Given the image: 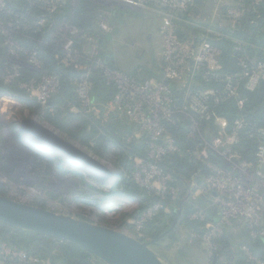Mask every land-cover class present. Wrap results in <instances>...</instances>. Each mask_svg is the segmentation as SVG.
Masks as SVG:
<instances>
[{"label": "rangeland", "instance_id": "obj_1", "mask_svg": "<svg viewBox=\"0 0 264 264\" xmlns=\"http://www.w3.org/2000/svg\"><path fill=\"white\" fill-rule=\"evenodd\" d=\"M23 1L25 0H14L13 4L21 9ZM10 2L11 0H0V39H4L0 42V61L4 62L3 75L0 69V195L131 237L137 234L136 239L142 242L145 237L156 239L153 245L148 246L164 264H234L232 253L235 250L244 254L247 259L251 247H262L261 254L264 252V244H254L249 240L246 232L252 238L253 236L247 225L236 221L220 225V231L210 240L200 238L201 241L196 243L198 239L193 237L178 202L182 194L190 191L192 200L196 199L195 206L203 207L204 204L199 200L202 184L190 173V177L179 182L178 191L174 174L164 169L169 156L176 152L167 151L158 159L149 157L151 153L148 148L142 156L126 152L125 146L139 151L143 147V140L148 137L149 132L142 130L139 124L142 114L134 115L136 118L133 119L125 113L124 108L113 105L114 98L109 102L101 99L105 93L100 84L96 85L97 97L92 92V81H98L101 78L99 72L111 66L118 74L125 75L138 84L153 82L152 84L158 85L160 81L166 80L167 86L173 90V97L177 92L183 93L189 88L190 91L194 89L189 96L194 93L203 94L205 90L196 91L200 84L198 75L189 66L193 63L190 59L185 61L188 62L186 64L181 63L178 66L180 70L171 74L170 78H165L163 68L169 50L164 26L172 23L167 16L170 13L168 3L159 0H70L73 8L70 17L79 14L76 15L78 25L68 19L69 15L64 16L67 12L65 2L43 0L36 3L44 14L33 15L32 24L38 31L47 32L48 38L57 42L58 50L63 54L56 55V60L73 70L81 79L84 77L90 82L91 89L87 99L81 100L78 95L77 105L71 101L54 104L61 89V81L44 69L37 52L28 51L16 40L15 34L28 37L20 30V26L25 25L23 21L26 17L9 13ZM220 2L224 7L218 0H194L192 7L183 16L172 15L176 18L173 20L172 31L176 39L195 44L192 50L194 60L198 59V44L202 40L217 50L212 53V63L209 66L214 72L221 68V54L210 39L215 41L213 38H220L222 31L234 29L239 20L225 14V8L238 7V2ZM8 13L12 15V19L6 16ZM53 24L55 27L51 30ZM89 26L96 33L99 32L98 35L89 33ZM203 28L209 29L210 34L202 35ZM100 35L111 36L110 41L105 44L107 48ZM27 59L40 62V67L35 69L29 66ZM25 66L38 71L39 75L36 82L20 83V88L27 96L13 91V84L20 78L21 69ZM13 76L14 79H11ZM42 81L50 83L51 97L47 104L42 103L40 96ZM73 87L76 90V82ZM29 101L37 106L36 112L32 111ZM183 102H186L184 96ZM26 119L49 126L65 140L75 141L80 148L88 150L103 163L110 170L111 177L101 180L91 176L58 155L38 149L19 137V128ZM216 126L217 137L224 138V144L228 122L218 119ZM15 129L18 135L15 134ZM163 134L160 143L167 144L170 138L168 128ZM210 134L207 132L206 136L210 137ZM223 146L230 149L233 145ZM203 151V148H196L192 154H195V162L208 166L205 164L208 161L201 158ZM186 156L185 153L184 157ZM151 167L163 168L164 177L151 174ZM133 186L142 188L141 195L137 194ZM204 190L208 193L207 188ZM212 202L208 207L209 213L217 210ZM214 202L217 204L216 200ZM146 206L149 209L144 212ZM148 212L150 215L143 219ZM202 218L205 217L191 219L189 222H203ZM6 225L11 227V233L15 231L13 228L16 227ZM216 225L207 224L209 230ZM256 228L258 229L254 232L257 233L264 230V212L262 221ZM262 241L264 242V238ZM59 254L61 249L57 247L56 255Z\"/></svg>", "mask_w": 264, "mask_h": 264}, {"label": "trees", "instance_id": "obj_2", "mask_svg": "<svg viewBox=\"0 0 264 264\" xmlns=\"http://www.w3.org/2000/svg\"><path fill=\"white\" fill-rule=\"evenodd\" d=\"M14 0H11L8 6V12L13 14L14 16H25L26 20L23 21L25 23L24 26H20V30H23L24 35L28 36L24 38L20 34H15L16 40L28 51H35L39 55L40 61L44 65V69L49 70L53 75L57 76L61 81V89L59 94L54 99V104H62L64 101H71L74 104L79 105L78 95L76 94V90L73 87L74 82H77L81 79L73 70L64 67L59 60H56V55H62V51L58 50L57 42L55 40L48 38V33L43 31H38L37 28L32 24L33 23V15H43L42 11L36 4L38 1L43 0H25L23 1V5L21 9H18L16 4H13ZM61 3L67 4V12H65L64 16L69 15L68 19H72L74 25H78L77 17L79 14H76L74 17H70L72 14V6L70 0H59ZM86 1V0H84ZM247 13L245 16L239 20H237L235 28L230 30H225V32H221L222 36L220 38H213L215 41L210 39V42L220 50V61H221V70L218 72L221 80L210 79L209 81L204 80L205 70H201L199 75L197 76L198 83L200 84L197 90H217L222 91L225 87L223 77H238V92L239 97H231L224 99L223 101L217 103L214 100H210L209 110L213 115V118L210 120H204L201 122V130L204 138L208 140H212L217 136V126H216V118H222L228 122L227 132L230 133L233 128V123L236 120H243L246 123V127L241 131L240 134V142L234 146V151L239 154V160L241 162H245L252 166V169L255 170L258 165L257 160V151L260 145L264 144V135H262L259 131L264 130V82H261L257 89L254 91H249L246 88L247 78L243 77V68L241 67V61L246 60L247 62H261L264 63V0H261L259 4H255L253 1H248L246 3ZM226 12V11H225ZM7 14L6 16L12 19V15ZM30 13V14H29ZM60 21L61 19H57ZM14 23V20H12ZM60 23V22H59ZM54 26L51 28L54 29ZM49 30V32L51 31ZM89 33L98 35L95 32L94 28L91 26L87 29ZM46 35V36H45ZM98 37V36H97ZM102 43L106 47L108 41H110L111 36H101ZM25 39V40H24ZM4 39L1 38L0 42ZM106 44V45H105ZM107 48V47H106ZM5 54L7 50L4 51ZM59 61V62H58ZM0 69L2 70V75L4 74V62L0 61ZM33 69L29 67H23L21 69V76L17 81L13 84V91L16 94L27 96L26 92L20 88V83H29L32 80H36L39 78V75ZM99 76L101 77L98 81L93 82L92 92L96 94V85L100 84L103 88V92L105 95L103 96L104 101H111L115 94L117 93V89L115 86L107 85L106 80L103 75V71L99 72ZM134 78V76H132ZM0 85L2 86L1 82ZM194 89L191 90L193 92ZM195 91V92H196ZM187 92V91H186ZM186 92H177V95L174 97L176 105L178 107L183 106V96L185 97ZM175 93V91H174ZM93 96V95H92ZM93 96V98H95ZM243 99L245 101V105L243 108L238 106V100ZM28 100H26L27 102ZM32 101L28 103L31 106L33 112H36L37 106ZM50 118V117H49ZM48 118V120H49ZM176 124L167 123L169 137L174 139L177 146L180 149L179 153H172L169 157L167 164L164 166L166 172L170 171L174 174L176 181L175 187L178 189L179 182H182L183 179L190 177L191 175L196 178V180L202 184V187H205V178L211 174L208 166H204L203 164H199L195 162L194 156L192 154L195 151V147L197 145L196 141L188 139L187 135L191 130V122L190 119L182 114H177L175 116ZM14 130V128H13ZM211 133L208 137L206 133ZM15 134L18 135L17 130L15 129ZM75 139V138H74ZM80 142L79 140L75 139ZM148 137H145L143 140V147L138 150L125 146L123 144L124 149L130 155L133 156H142L146 149L148 148ZM81 143V142H80ZM82 144V143H81ZM85 145V144H84ZM185 145V146H184ZM86 146V145H85ZM185 150H184V148ZM182 153V154H181ZM187 154L184 157V154ZM209 162L215 166H218L223 169H230L231 166L217 153L209 152ZM205 164H207L205 162ZM136 188L137 194L141 195L143 192L142 188ZM179 191V189H178ZM181 191V189H180ZM211 196L214 195L211 192H208ZM187 193L182 194L181 200L178 202V207L183 210L184 220L188 222L189 227L191 229L192 235L196 237L198 243L200 238L207 233V224L213 223L217 224L220 220V209L218 205L217 210L209 213L208 207L203 205V207L195 206L196 200L185 199ZM149 207H145L143 211L145 212ZM202 209V211L200 210ZM196 213H203L204 221L199 222L193 220L195 222L190 223L191 216ZM157 219V218H156ZM157 222V220H156ZM199 223V224H197ZM154 225H157L153 223ZM0 232L2 241H0V248L3 244H6L12 249L25 251L27 254L40 258L45 263L44 264H103L102 260L97 256L89 252L88 250L77 246L75 244L69 243L67 241L60 240L58 238L43 235L37 232L13 228L15 230L11 233V227L0 222ZM153 227V226H151ZM130 231V230H129ZM130 234V233H128ZM246 234L249 236V240H251L254 244H264L262 240L253 239L247 231ZM136 238L137 234H133ZM132 235V236H133ZM194 237V238H195ZM155 240H151L150 238H143L144 242L153 245ZM61 249V254L56 255V248ZM232 261L234 264H255L252 261L248 260L247 257L239 252L238 250L232 253ZM259 260L264 263V252L260 255Z\"/></svg>", "mask_w": 264, "mask_h": 264}, {"label": "built area", "instance_id": "obj_3", "mask_svg": "<svg viewBox=\"0 0 264 264\" xmlns=\"http://www.w3.org/2000/svg\"><path fill=\"white\" fill-rule=\"evenodd\" d=\"M59 1V0H56ZM164 3H168L170 7L169 20L172 23L164 26L165 37L168 38V50L167 61L164 65L166 72V79L171 77V74L179 71V65L186 64L187 60H191L189 66H192L193 72L199 75L198 72L205 70L204 80L210 79L221 80L218 69L217 72L209 69L211 67L212 53H216L212 46L208 45L206 41L199 42V51L196 55L198 59L194 60L192 57L194 54L192 50L195 48V44L191 42H182L180 39H176L175 33L172 32L174 28L173 20L183 16L188 9L192 7L194 0H159ZM222 7V2L218 0ZM238 2V7L225 8V14L235 19H241L247 13L246 3L253 1L255 4H259L261 0H235ZM180 13V14H179ZM183 14V15H182ZM180 40V41H179ZM217 51V50H216ZM220 53V50H218ZM36 55V53H34ZM38 59V58H37ZM39 60V59H38ZM17 64H21L17 62ZM27 64L37 69L40 67V62L27 59ZM241 67L243 68V77L247 78L246 88L249 91H254L258 88L261 82H264V63L261 62H247L241 61ZM108 66V65H107ZM188 67V66H187ZM16 66V70H17ZM19 72L17 71V74ZM103 75L107 85L115 86L117 93L112 100L113 105L119 108H124L128 116L135 119L136 114H142L140 121V127L142 130H146L148 133V152H150V158L158 159L162 154L167 151L179 153L180 149L176 142L172 138H168L167 144L160 143V139L163 137V133L167 128V123L176 124L175 116L182 114L187 116L191 122V130L187 137L190 140L196 141L195 148H203L202 159L205 158L208 168L211 174L205 178V187L208 192H211L216 197L217 205L220 209V220L216 226H213L212 230H209L207 226V233L203 236V239L210 240L218 231H220V225H228L233 222H239L246 224L252 231L253 239L264 238V230L261 232H254L259 223L262 221V215L264 212V144L260 145L257 151L258 165L255 170L252 169L250 164L241 162L239 160V154L233 149L240 142L241 131L246 127V123L243 120H236L233 123V128L230 133H226V142L222 144L224 138L214 137L212 140H208L203 137L201 130V122L204 120H210L213 115L209 110V101L214 100L219 103L224 99L231 97H239L238 92V80L236 77L226 76L223 77L225 87L222 91L208 89L203 94L194 93L191 96L190 88L185 93L186 102L183 106L178 107L173 97V90L168 87L167 81L162 80L158 85L152 84L153 82H145L138 84L134 80L125 75H121L116 72L111 66L106 67L103 70ZM15 76L11 77L14 79ZM36 82L32 80L30 83ZM90 82L85 80L84 77L76 82V93L81 100H86L89 94ZM50 83L42 81L41 86V100L43 104H47L51 97ZM87 103V101L85 102ZM245 101L243 99L238 100V106L243 108ZM135 115V116H134ZM222 118H216V121ZM264 135V130L259 131ZM232 144L230 149H225L223 145ZM223 146V147H222ZM179 149V150H178ZM215 152L220 155L230 166V169H223L209 163V152ZM209 163V164H208ZM153 173L164 177L165 171L161 167H151ZM175 191V190H174ZM152 211V210H151ZM150 215L145 214L144 218ZM204 216V215H203ZM201 213H196L191 216V219H197L203 217ZM204 219V218H202ZM193 237H195L193 235ZM248 259L255 264H264L256 257L253 252L248 250ZM2 264H44L45 262L40 258L27 254L22 250H15L3 244L0 249V263Z\"/></svg>", "mask_w": 264, "mask_h": 264}, {"label": "water", "instance_id": "obj_4", "mask_svg": "<svg viewBox=\"0 0 264 264\" xmlns=\"http://www.w3.org/2000/svg\"><path fill=\"white\" fill-rule=\"evenodd\" d=\"M19 134V137L36 148L58 155L91 176L106 180L112 175L91 152L80 148L75 141L61 138L49 126H42L34 120L26 119L21 123ZM0 222L75 244L88 250L106 264H164L149 248L147 242L125 233L18 203L2 195ZM250 250L259 257L262 247H251Z\"/></svg>", "mask_w": 264, "mask_h": 264}, {"label": "crops", "instance_id": "obj_5", "mask_svg": "<svg viewBox=\"0 0 264 264\" xmlns=\"http://www.w3.org/2000/svg\"><path fill=\"white\" fill-rule=\"evenodd\" d=\"M210 30L208 29H205V28H203V30H202V35L203 34H210ZM201 35V36H202ZM199 191V190H198ZM201 191L203 192H201L200 194H199V197H201L199 200L200 201H202V203L204 204V205H206L207 207L208 206H210L209 204H211V202L212 203H214V205H215V199H216V197H215V195H210L209 193H206L205 192V190H204V188H201ZM199 193V192H198ZM192 197V193L189 191V192H187V196H186V198L185 199H190ZM214 199V200H213ZM196 200V199H195ZM181 209V208H180ZM181 212L183 211L182 209L180 210Z\"/></svg>", "mask_w": 264, "mask_h": 264}]
</instances>
